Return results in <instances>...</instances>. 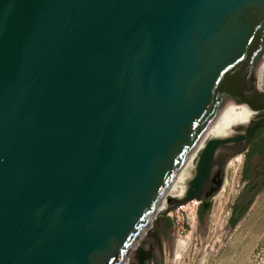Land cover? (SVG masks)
Returning a JSON list of instances; mask_svg holds the SVG:
<instances>
[{
	"label": "water",
	"instance_id": "obj_1",
	"mask_svg": "<svg viewBox=\"0 0 264 264\" xmlns=\"http://www.w3.org/2000/svg\"><path fill=\"white\" fill-rule=\"evenodd\" d=\"M263 61L264 0H0V264L162 262L161 217L264 123Z\"/></svg>",
	"mask_w": 264,
	"mask_h": 264
},
{
	"label": "rangeland",
	"instance_id": "obj_2",
	"mask_svg": "<svg viewBox=\"0 0 264 264\" xmlns=\"http://www.w3.org/2000/svg\"><path fill=\"white\" fill-rule=\"evenodd\" d=\"M258 80H261L262 87H264V76H261V72L258 74ZM210 137L212 135H209L206 141ZM201 150L202 148L199 149L197 156L192 159L191 173L194 172ZM239 160L238 157L236 161L239 162ZM235 169V165L228 167V181L226 188L221 192L226 194L228 199L230 196L233 198V195H236L231 189L235 180ZM167 196L177 195L169 191ZM226 208L222 207L217 212H212L213 214L210 216L212 223L209 229L200 230L194 226L191 228L183 222L180 227L181 234L178 237L170 236L164 264H260L264 258V205L256 211H252V214L247 216L237 230L229 232L230 235L226 230L215 228L213 223L226 220L227 216H224ZM194 213V210L189 213L191 225L196 222ZM176 221H178L177 217L173 215L172 226ZM180 239L184 240L182 248L178 246Z\"/></svg>",
	"mask_w": 264,
	"mask_h": 264
},
{
	"label": "flooded vegetation",
	"instance_id": "obj_3",
	"mask_svg": "<svg viewBox=\"0 0 264 264\" xmlns=\"http://www.w3.org/2000/svg\"><path fill=\"white\" fill-rule=\"evenodd\" d=\"M264 110L257 111L253 113L250 117V121L262 115ZM255 146H262V152H264V123L258 125L253 133L251 134L247 146L245 149L233 157L227 164L226 174L223 184L219 191L212 196L199 199L195 206L194 218L196 222L194 225H191L189 222L191 220L190 216H178L177 220L172 226V214H167L161 217V240L163 248L164 260L160 262L155 256L150 264H164V261L167 257V244L170 241V236L178 237L181 234V225L186 224V226L197 229H209L211 226L210 216L212 212H217L219 208L227 207L224 211V216H227L226 220H223L218 223H214V227L218 230H226L228 233L235 231L238 227L244 222L248 215L252 214V211H256L264 205V178L254 191L253 198L249 199L248 202L234 215L236 206L239 200L240 187L250 181L253 178V172L251 167H255ZM240 158L239 162L236 161ZM230 165H235V174L234 181L232 183L231 189L232 192L236 193L233 195V198H226V194H222V190L226 188V182L228 181V167ZM231 176H233L231 174ZM233 193V194H234ZM183 196V195H182ZM220 196V197H219ZM229 233V235H230ZM260 264H264V258L261 260ZM128 262V260H127Z\"/></svg>",
	"mask_w": 264,
	"mask_h": 264
},
{
	"label": "bare ground",
	"instance_id": "obj_4",
	"mask_svg": "<svg viewBox=\"0 0 264 264\" xmlns=\"http://www.w3.org/2000/svg\"><path fill=\"white\" fill-rule=\"evenodd\" d=\"M261 66H262V67H261ZM261 66H260V70H259V72H261V76H264V61H263V63L261 64ZM261 80H262V79H261ZM261 80H258V82H257L258 88H259L260 90L264 89V88L261 87V85H260V81H261ZM239 104H240V103H236V102H232V103H230V104L224 109V111L221 113V115L217 118L215 124H213L212 127L209 128V130H208L206 136H205V137L203 138V140H202V143H201V144H200V145L194 150V152H193V154H192V156H191V158H190V160H189V162H188L187 170L189 171V173H191V172H190V171H191L190 168H191V164H192V159H193V157L195 156V154L197 153V151L205 145L206 138H207L209 135H213V133L215 132V130H216V128L218 127L219 123L222 122L223 119H224L227 115H229V114L231 113L232 109L235 108L236 106H238ZM255 112H257V111H253L252 114L255 113ZM252 114H250V115L248 116V120H249V121H250V117H251ZM168 193H169V191H167V194H166V195L160 200V202H159V204H158V206H157L155 212L153 213L151 219L149 220V222L153 219V217L158 213V211H159V210L164 206V204L168 201V198H167V197H168V196H167ZM171 194H172V193H171ZM175 195L179 196V195H182V194L175 193ZM195 199H197V198H195ZM197 200H199V199H197ZM183 243H184V240H183V239H180V241H179V243H178V246H180V248H182ZM127 260H128V259L125 260V264L127 263Z\"/></svg>",
	"mask_w": 264,
	"mask_h": 264
},
{
	"label": "built area",
	"instance_id": "obj_5",
	"mask_svg": "<svg viewBox=\"0 0 264 264\" xmlns=\"http://www.w3.org/2000/svg\"><path fill=\"white\" fill-rule=\"evenodd\" d=\"M260 85H261V87L263 86L261 81H260ZM198 151H197V153L195 154L194 157L197 156ZM194 157H193V159H194ZM179 196H182V195H179ZM197 201L198 200L194 198V199L188 200L186 202H183V203L179 204L174 210H170L168 212V214L178 215L180 217L184 216V215L185 216H189L190 212L192 213L193 210L195 211L194 206H195Z\"/></svg>",
	"mask_w": 264,
	"mask_h": 264
},
{
	"label": "crops",
	"instance_id": "obj_6",
	"mask_svg": "<svg viewBox=\"0 0 264 264\" xmlns=\"http://www.w3.org/2000/svg\"><path fill=\"white\" fill-rule=\"evenodd\" d=\"M237 230V229H236ZM231 246H233V245H231ZM236 246H238V245H236ZM237 248V247H236Z\"/></svg>",
	"mask_w": 264,
	"mask_h": 264
}]
</instances>
